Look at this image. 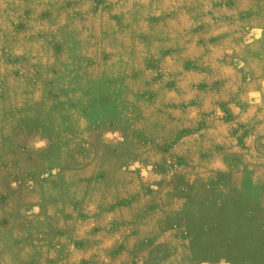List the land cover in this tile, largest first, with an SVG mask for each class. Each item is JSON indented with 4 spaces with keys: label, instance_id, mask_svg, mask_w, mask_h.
<instances>
[{
    "label": "rangeland",
    "instance_id": "obj_1",
    "mask_svg": "<svg viewBox=\"0 0 264 264\" xmlns=\"http://www.w3.org/2000/svg\"><path fill=\"white\" fill-rule=\"evenodd\" d=\"M0 264H264V0H0Z\"/></svg>",
    "mask_w": 264,
    "mask_h": 264
}]
</instances>
